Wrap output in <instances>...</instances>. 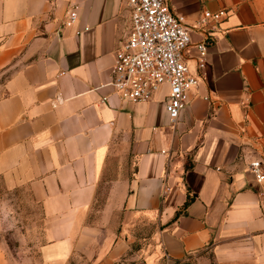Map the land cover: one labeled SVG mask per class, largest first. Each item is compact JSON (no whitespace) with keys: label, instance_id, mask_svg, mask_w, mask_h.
Wrapping results in <instances>:
<instances>
[{"label":"crops","instance_id":"crops-1","mask_svg":"<svg viewBox=\"0 0 264 264\" xmlns=\"http://www.w3.org/2000/svg\"><path fill=\"white\" fill-rule=\"evenodd\" d=\"M169 6L192 72L197 20L226 11L174 126L166 86L128 102L109 83L122 0H0V179L39 206L45 264H264V0Z\"/></svg>","mask_w":264,"mask_h":264},{"label":"built area","instance_id":"built-area-1","mask_svg":"<svg viewBox=\"0 0 264 264\" xmlns=\"http://www.w3.org/2000/svg\"><path fill=\"white\" fill-rule=\"evenodd\" d=\"M122 1L129 11L128 28L115 49L109 83L113 92L128 102H148L166 86L165 110L174 126L186 104L187 93L203 78L209 44L226 11H204L197 20V26L208 36L194 44L196 72H192L186 59L190 30L183 18L171 11L169 0ZM77 10L75 2L68 4L64 25L75 23ZM210 21L214 24L205 29ZM249 168L258 182L264 180L262 161L252 160Z\"/></svg>","mask_w":264,"mask_h":264},{"label":"rangeland","instance_id":"rangeland-1","mask_svg":"<svg viewBox=\"0 0 264 264\" xmlns=\"http://www.w3.org/2000/svg\"><path fill=\"white\" fill-rule=\"evenodd\" d=\"M43 216L27 190L7 189L0 179V257L4 264H45L39 253Z\"/></svg>","mask_w":264,"mask_h":264}]
</instances>
